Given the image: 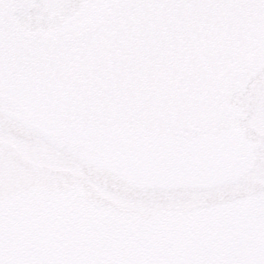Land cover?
Wrapping results in <instances>:
<instances>
[{"label": "water", "instance_id": "water-1", "mask_svg": "<svg viewBox=\"0 0 264 264\" xmlns=\"http://www.w3.org/2000/svg\"><path fill=\"white\" fill-rule=\"evenodd\" d=\"M0 264H264V0H0Z\"/></svg>", "mask_w": 264, "mask_h": 264}]
</instances>
